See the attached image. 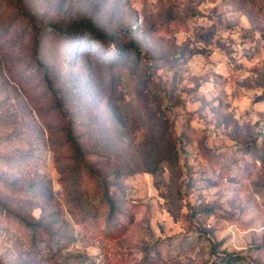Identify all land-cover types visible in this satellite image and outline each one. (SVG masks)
Masks as SVG:
<instances>
[{"label": "rangeland", "instance_id": "374dc122", "mask_svg": "<svg viewBox=\"0 0 264 264\" xmlns=\"http://www.w3.org/2000/svg\"><path fill=\"white\" fill-rule=\"evenodd\" d=\"M0 264H264V0H0Z\"/></svg>", "mask_w": 264, "mask_h": 264}, {"label": "trees", "instance_id": "16d2710c", "mask_svg": "<svg viewBox=\"0 0 264 264\" xmlns=\"http://www.w3.org/2000/svg\"><path fill=\"white\" fill-rule=\"evenodd\" d=\"M73 25L76 26V27L83 28V30H85L86 32L91 33L94 37H97V38H100V39H103V38L109 39V38H111L109 35H107L105 32H103L93 20H90V19L81 20L79 22L74 23ZM49 26L54 31L60 32V28H59L58 25L50 24ZM35 30L38 32L37 36L39 37V39L41 38V36H44V35H47V33H50V32L43 31L42 29L37 28V27L35 28ZM131 47H133L132 48L133 50L138 51L137 46L135 44H132ZM149 67L151 68V66H149ZM109 203L111 205V209L114 208L115 201L109 199ZM113 224H116V222H113Z\"/></svg>", "mask_w": 264, "mask_h": 264}]
</instances>
